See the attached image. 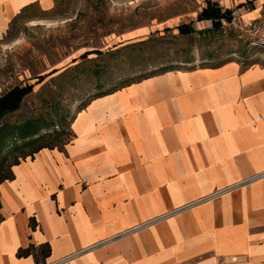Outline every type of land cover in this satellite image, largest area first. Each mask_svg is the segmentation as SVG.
Segmentation results:
<instances>
[{
  "label": "crops",
  "instance_id": "obj_1",
  "mask_svg": "<svg viewBox=\"0 0 264 264\" xmlns=\"http://www.w3.org/2000/svg\"><path fill=\"white\" fill-rule=\"evenodd\" d=\"M207 2L231 13L221 32L264 15V0H198L123 39L210 34ZM57 5L0 0V42L30 9ZM185 25L194 33L180 35ZM186 63L91 99L64 150L13 167L0 185V264H264V177L242 184L264 172V66ZM46 244L39 263L18 256Z\"/></svg>",
  "mask_w": 264,
  "mask_h": 264
},
{
  "label": "rangeland",
  "instance_id": "obj_2",
  "mask_svg": "<svg viewBox=\"0 0 264 264\" xmlns=\"http://www.w3.org/2000/svg\"><path fill=\"white\" fill-rule=\"evenodd\" d=\"M198 5V0H58L49 13L30 9L0 42V97L16 86L36 85L21 109L6 116L0 128L33 122L41 128L40 135L63 132L62 142H71L72 121L91 99L152 73L187 68V61L200 66L237 59L246 66H264V51L249 47L248 38L230 27L205 36L168 32L145 42L123 39L139 27L187 16ZM93 51L102 55L81 58ZM195 51L211 61L194 57ZM41 76L46 77L38 84ZM16 143L25 142L8 140L4 156L11 157L10 162L13 155L22 154L15 150ZM31 150L24 148L23 154Z\"/></svg>",
  "mask_w": 264,
  "mask_h": 264
},
{
  "label": "trees",
  "instance_id": "obj_3",
  "mask_svg": "<svg viewBox=\"0 0 264 264\" xmlns=\"http://www.w3.org/2000/svg\"><path fill=\"white\" fill-rule=\"evenodd\" d=\"M200 20H212L213 21V31L218 33L221 32L223 20H227L231 22L232 17L230 12L223 13L222 10L214 3L207 2V7L203 9L202 13L199 16ZM180 35L187 36L194 33V30L191 26H182L179 28ZM90 54L102 55L101 51H93L92 53L87 52L81 56V58H87ZM168 71V70H165ZM56 72V71H54ZM153 75L157 73H152ZM152 76V75H150ZM46 76L38 77V84L44 81ZM147 77H143L142 79H146ZM142 79L138 80L141 81ZM136 81V82H138ZM134 82V83H136ZM133 84V83H131ZM36 84H30L26 86H16L11 89L6 94L0 97V124L3 119L11 114L18 112L21 109L24 99L31 95L34 91V87ZM130 85V84H129ZM128 86V85H126ZM124 86V87H126ZM123 88V87H122ZM119 89H116L112 92L102 93L95 98L113 93ZM94 99V98H93ZM88 104V103H87ZM87 104L82 107L80 110L85 108ZM79 110V111H80ZM41 128H39L35 123L29 122L24 127H4L0 128V185L6 181H10L14 179L13 167L19 165L22 161L33 158L37 153L42 151L43 149H59L64 150L67 144L70 141L62 142L63 132H57L56 134L50 135H40ZM12 138L16 142L24 141L25 143L22 146H18V143L15 150L22 153L21 155H13L14 160L10 162L9 156H4V151L9 147L7 145L8 140ZM32 148L30 154H23L24 148ZM22 158V160H21ZM1 207V204H0ZM1 219V217H0ZM31 225L33 228L36 227L35 219L31 220ZM51 253V248L49 244L42 245L39 249L35 246L31 245L27 249H20L18 252L19 257H28L35 256L38 263L41 259H46Z\"/></svg>",
  "mask_w": 264,
  "mask_h": 264
},
{
  "label": "built area",
  "instance_id": "obj_4",
  "mask_svg": "<svg viewBox=\"0 0 264 264\" xmlns=\"http://www.w3.org/2000/svg\"><path fill=\"white\" fill-rule=\"evenodd\" d=\"M232 27L238 32H241L243 36H246L248 38L249 47L253 49H262L264 51V18H261L257 20L256 22L248 24V25H241L238 22L234 21L232 23ZM263 177H264V172L261 174H257L248 180H245L244 182H242V184H247V183H250L251 181L258 180ZM240 185L234 188H231V189H236ZM225 191L226 190L215 193L213 198L221 196Z\"/></svg>",
  "mask_w": 264,
  "mask_h": 264
}]
</instances>
